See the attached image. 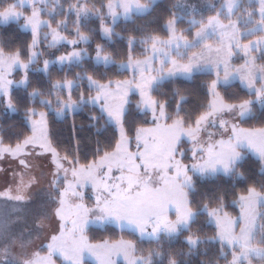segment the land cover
Instances as JSON below:
<instances>
[{"label":"snow or ice","instance_id":"snow-or-ice-1","mask_svg":"<svg viewBox=\"0 0 264 264\" xmlns=\"http://www.w3.org/2000/svg\"><path fill=\"white\" fill-rule=\"evenodd\" d=\"M0 159V264H264V0H0Z\"/></svg>","mask_w":264,"mask_h":264},{"label":"trees","instance_id":"trees-1","mask_svg":"<svg viewBox=\"0 0 264 264\" xmlns=\"http://www.w3.org/2000/svg\"><path fill=\"white\" fill-rule=\"evenodd\" d=\"M98 3V0H97ZM205 15H207V13H205ZM143 21H138V23H142ZM98 23V22H97ZM121 27H123V23L121 22ZM121 27H118L116 30L117 31H121ZM180 27H187V24H182L180 25ZM95 44L92 45V47H94ZM140 50L137 51V53H139ZM130 75V73H129ZM201 79H210V77H208L207 75H204L201 77ZM221 91H223V89H221ZM230 92H235L237 94L243 95L244 94V90H242V87L240 86V84L238 82H234L231 84V87L229 88ZM13 119L15 120H19L20 116L19 115H13ZM247 127V125H245ZM59 131L61 132V134L63 135V137L67 138L69 135V128L65 125H58L57 126ZM244 168L245 169H249L251 170L253 173H255V175L257 176V178L260 176L261 174V169L259 166V163L255 160V159H249L246 160L244 162ZM230 212H232L233 215H235L239 209H229ZM91 228L93 229L92 231H87V234L90 238H92L93 241H100L102 239H109V238H119L121 235H124V238L126 239H132L133 237H131L129 234L127 233H121L120 230L117 228L114 232H105L99 229H96L95 226H91ZM205 231L208 233V235H212V229L211 228H206ZM144 247H148V244L145 243ZM222 264V262H221Z\"/></svg>","mask_w":264,"mask_h":264},{"label":"rangeland","instance_id":"rangeland-1","mask_svg":"<svg viewBox=\"0 0 264 264\" xmlns=\"http://www.w3.org/2000/svg\"><path fill=\"white\" fill-rule=\"evenodd\" d=\"M51 2H52V0H49V3H51ZM61 2H63V0H61ZM105 2H106V0H105ZM192 2L199 4L201 2V0H192ZM212 2L213 3H219V0H212ZM65 7H66V5H65ZM44 18L47 19V17H44ZM197 18H199V17H197ZM57 19H63V17L58 16ZM70 27H71V25H70ZM138 50H140L139 46L137 47V51ZM242 62H243L242 60H237L236 61V63H242ZM16 79H19V77L17 76ZM234 82H238L240 84L239 79H237L235 81H232L231 84L234 83ZM13 168H14V165L12 164V162L10 160L0 159V191H2L7 186L6 182H5V173H6V179H7L8 184L11 183ZM88 194L90 195L91 193L89 192ZM92 242H98V241H93L92 240ZM91 259L94 261L95 257H91ZM113 259H118L121 262L123 261L122 257H119V258L113 257Z\"/></svg>","mask_w":264,"mask_h":264}]
</instances>
